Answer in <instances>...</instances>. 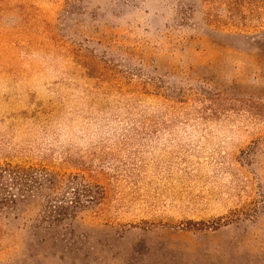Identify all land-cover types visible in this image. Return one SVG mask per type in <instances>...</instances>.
Instances as JSON below:
<instances>
[{
	"label": "rangeland",
	"instance_id": "374dc122",
	"mask_svg": "<svg viewBox=\"0 0 264 264\" xmlns=\"http://www.w3.org/2000/svg\"><path fill=\"white\" fill-rule=\"evenodd\" d=\"M210 5L0 0V264H264V0Z\"/></svg>",
	"mask_w": 264,
	"mask_h": 264
},
{
	"label": "trees",
	"instance_id": "16d2710c",
	"mask_svg": "<svg viewBox=\"0 0 264 264\" xmlns=\"http://www.w3.org/2000/svg\"><path fill=\"white\" fill-rule=\"evenodd\" d=\"M210 1V10L213 11L214 8H217L216 5L223 4L227 8V20L230 23H239L238 25H246L248 20V15L246 14V5L248 3L256 5L258 0H208ZM253 9V8H252ZM249 12L258 17V14L255 10H249ZM252 104L258 107H264V104L251 102ZM30 174L25 169H17L11 166L0 167V195L3 190L8 187H16V190H22L26 185L27 178ZM23 187V188H22ZM14 201V200H13Z\"/></svg>",
	"mask_w": 264,
	"mask_h": 264
}]
</instances>
